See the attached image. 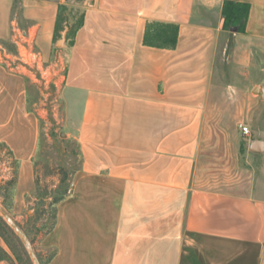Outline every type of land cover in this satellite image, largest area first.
<instances>
[{
    "label": "crops",
    "instance_id": "obj_1",
    "mask_svg": "<svg viewBox=\"0 0 264 264\" xmlns=\"http://www.w3.org/2000/svg\"><path fill=\"white\" fill-rule=\"evenodd\" d=\"M226 1L250 4L245 34L224 30ZM66 3L0 0V48L17 25L35 31L48 62ZM80 9L57 98L82 164L41 242L57 250L48 264H264V183L249 195L191 187L219 42L264 48V0H83ZM152 22L179 27L174 48L145 45ZM31 93L0 64V144L28 188L41 142Z\"/></svg>",
    "mask_w": 264,
    "mask_h": 264
},
{
    "label": "rangeland",
    "instance_id": "obj_2",
    "mask_svg": "<svg viewBox=\"0 0 264 264\" xmlns=\"http://www.w3.org/2000/svg\"><path fill=\"white\" fill-rule=\"evenodd\" d=\"M76 11L75 18L79 10ZM219 43L222 47L217 49L208 101L202 113L191 187L249 195L254 187L264 183V99L262 93L254 92L256 88L264 91V48H252L246 42L238 44L231 38H222ZM34 44L40 52L36 39ZM5 47L11 57L17 53L12 41L6 42ZM63 50L67 51L64 45L58 48L54 43L52 58L45 62L42 74L38 69L24 70L16 60L3 65L23 75L31 87V97L40 111L41 142L31 188L19 183V166L15 168L7 151L0 153V204L27 235L41 264H48L57 254L56 249H45L41 242L54 230L59 204L72 195L82 164L78 144L66 140L57 98L66 75V56L60 53ZM240 124L249 128V136L242 133ZM11 235L18 245L17 256L11 262H3L32 264L22 244ZM0 246L7 249L1 237Z\"/></svg>",
    "mask_w": 264,
    "mask_h": 264
},
{
    "label": "trees",
    "instance_id": "obj_3",
    "mask_svg": "<svg viewBox=\"0 0 264 264\" xmlns=\"http://www.w3.org/2000/svg\"><path fill=\"white\" fill-rule=\"evenodd\" d=\"M83 0H67L66 4L59 6L56 24L54 43L61 38V33L67 29L66 42L72 46L75 35L84 24V11L80 9L75 18L74 5H82ZM250 13V4L236 3L226 1L222 10V19L224 20V30L232 33L245 34L246 25ZM179 27L176 25L152 22L147 25L144 43L150 47L158 48H174L177 44ZM6 152L9 158L15 164V168L19 163L14 159L12 153L4 144H0V153ZM18 169V168H17ZM11 231L0 217V237L7 244V249L0 246V262H11L13 256H17L16 249L18 245L12 237Z\"/></svg>",
    "mask_w": 264,
    "mask_h": 264
},
{
    "label": "built area",
    "instance_id": "obj_4",
    "mask_svg": "<svg viewBox=\"0 0 264 264\" xmlns=\"http://www.w3.org/2000/svg\"><path fill=\"white\" fill-rule=\"evenodd\" d=\"M33 33L27 30H21L17 25L13 26L12 43L16 46L17 53L11 57L10 55L4 53V49L0 52V61L2 65L10 64V61L16 60L17 62L23 64V69H38L42 74L45 72L44 64L40 52L36 51L35 39H37L36 33L35 37L32 36ZM19 69V67H17ZM240 129L245 136L250 135V130L247 126L240 124Z\"/></svg>",
    "mask_w": 264,
    "mask_h": 264
},
{
    "label": "water",
    "instance_id": "obj_5",
    "mask_svg": "<svg viewBox=\"0 0 264 264\" xmlns=\"http://www.w3.org/2000/svg\"><path fill=\"white\" fill-rule=\"evenodd\" d=\"M67 29H65L61 33V40L57 42V47H63L65 40H66ZM255 93L260 94L262 93L261 97L264 99V91H260L259 88L254 90ZM0 217L6 223L10 231L14 234L17 240L22 244L23 248L25 249L26 253L28 254L32 264H41L35 250L32 246L31 241L24 233V231L20 228V226L16 223V221L11 217V215L7 212V210L0 204Z\"/></svg>",
    "mask_w": 264,
    "mask_h": 264
}]
</instances>
